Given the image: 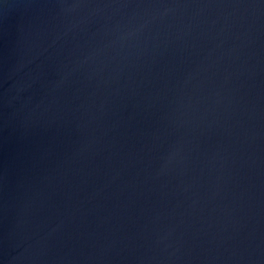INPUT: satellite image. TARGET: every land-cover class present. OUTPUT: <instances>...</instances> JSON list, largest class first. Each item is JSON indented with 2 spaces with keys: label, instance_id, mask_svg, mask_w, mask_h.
I'll list each match as a JSON object with an SVG mask.
<instances>
[{
  "label": "water",
  "instance_id": "water-1",
  "mask_svg": "<svg viewBox=\"0 0 264 264\" xmlns=\"http://www.w3.org/2000/svg\"><path fill=\"white\" fill-rule=\"evenodd\" d=\"M0 264H264V0H0Z\"/></svg>",
  "mask_w": 264,
  "mask_h": 264
}]
</instances>
